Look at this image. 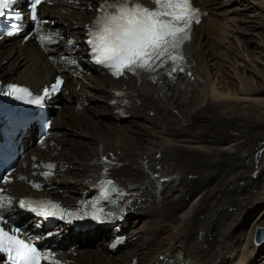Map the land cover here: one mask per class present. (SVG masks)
<instances>
[{
	"label": "bare ground",
	"instance_id": "1",
	"mask_svg": "<svg viewBox=\"0 0 264 264\" xmlns=\"http://www.w3.org/2000/svg\"><path fill=\"white\" fill-rule=\"evenodd\" d=\"M219 1L225 2L194 0L208 15L185 45L186 67L173 83L157 87L125 77L115 81L90 69L89 75L67 76V94L57 96L63 105L53 119V145L43 151L32 147L19 171L30 173V155L56 162L48 194L68 204L89 191L100 170L93 164L110 153L121 167L107 176L133 199L126 215L149 221L142 247L130 229L128 251L113 256L107 250L108 231L78 234L77 247L61 253L71 264H130L133 259L137 264H235L242 241H251L250 220L264 207V88L244 86L242 95L221 98L223 75L213 49L224 32L218 18L225 3ZM99 2L49 0L42 6L54 20L51 29L61 51L71 47L82 54L84 26ZM59 67L32 41L0 44L3 81L41 87ZM117 90L125 100L116 97ZM118 109L128 118L115 114ZM138 130L145 132L144 138L136 135ZM11 191L23 196L28 189L15 182Z\"/></svg>",
	"mask_w": 264,
	"mask_h": 264
},
{
	"label": "snow or ice",
	"instance_id": "2",
	"mask_svg": "<svg viewBox=\"0 0 264 264\" xmlns=\"http://www.w3.org/2000/svg\"><path fill=\"white\" fill-rule=\"evenodd\" d=\"M45 2L46 0H31V19L38 27L47 23L40 20L37 14V6ZM16 3L17 0H0V17L11 19L8 10ZM96 11L98 14L88 29L87 44L92 61L107 68L114 77L120 78L127 73L136 76L147 74L155 82L156 77L152 74L161 69L166 68V74L173 79L174 73L184 71L182 48L190 39L192 24L200 22L199 10L192 6L191 0H147V3L143 0H101ZM12 28L13 31L7 32V35L15 34V25ZM53 35L58 34L40 35L42 45L55 43ZM70 62L76 63L75 60ZM63 83V79L57 77L51 89H45V96L59 92ZM8 89L7 95H15L19 99L32 96L27 88L15 84L9 85ZM42 100L43 97H35L26 102L40 104ZM104 163H108L107 158H104ZM46 167L52 169L55 165L48 164ZM42 174L47 177L52 173ZM3 182L11 181L4 177ZM107 184L112 185L113 182L107 181ZM33 187L39 188L40 185L34 184ZM4 191L5 189L0 188V193ZM108 191L105 188L102 193L105 199L109 198ZM12 204V197L0 195V255L5 257L7 264H63L52 252L41 251L25 240L21 228L6 227L10 221L5 218L4 211L11 208ZM19 207L44 219L59 218L67 223L84 218L104 223L113 215L105 212L97 203L88 205L90 211H72L50 200L21 199ZM119 243H122V239H118L111 247L115 248Z\"/></svg>",
	"mask_w": 264,
	"mask_h": 264
},
{
	"label": "rangeland",
	"instance_id": "3",
	"mask_svg": "<svg viewBox=\"0 0 264 264\" xmlns=\"http://www.w3.org/2000/svg\"><path fill=\"white\" fill-rule=\"evenodd\" d=\"M224 1H219L225 4H221L223 6H220L219 11L222 17L218 18L222 21L221 30L224 32L222 31L223 33L219 36L221 42L219 40L218 45L213 46V49L217 51L220 58L218 73L220 76L223 75L222 83L218 85V92H220L221 98L225 97L224 100L228 101L234 95H242L246 90L244 86L253 91H261L264 88V84L261 86L259 83V81H264V0ZM231 83L234 86L232 88L229 85ZM60 103L58 101L56 104ZM178 116L181 118L180 115ZM136 135L144 138L146 134L143 130H138ZM159 142V139H155L154 146L159 147ZM232 212L230 208L226 214L225 222L229 220L228 217ZM252 219L248 229L253 236L255 228H264L263 206L257 208ZM148 223L146 216L132 218V231L135 230V234H138L139 239H136V243L140 247L146 243L143 232ZM168 233L167 231L163 232L161 238L167 237ZM243 241L240 248L238 247V254L234 256L235 264H248V262L264 264V243L258 246L252 243V239L249 242ZM163 242L167 244L169 241L163 240ZM126 248V246L121 248L120 253L117 254L128 251Z\"/></svg>",
	"mask_w": 264,
	"mask_h": 264
},
{
	"label": "water",
	"instance_id": "4",
	"mask_svg": "<svg viewBox=\"0 0 264 264\" xmlns=\"http://www.w3.org/2000/svg\"><path fill=\"white\" fill-rule=\"evenodd\" d=\"M264 241V228H256L254 235V243L260 245Z\"/></svg>",
	"mask_w": 264,
	"mask_h": 264
}]
</instances>
